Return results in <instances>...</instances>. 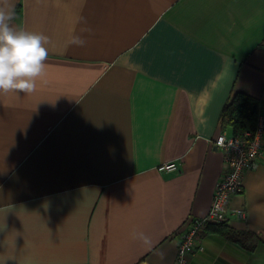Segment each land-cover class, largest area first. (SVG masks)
Returning <instances> with one entry per match:
<instances>
[{
    "label": "crops",
    "instance_id": "0c3cea01",
    "mask_svg": "<svg viewBox=\"0 0 264 264\" xmlns=\"http://www.w3.org/2000/svg\"><path fill=\"white\" fill-rule=\"evenodd\" d=\"M10 2L49 43L34 91L0 92V264H177L221 177L224 104L264 103V0ZM242 183L229 236L207 224L186 264H264V148Z\"/></svg>",
    "mask_w": 264,
    "mask_h": 264
},
{
    "label": "built area",
    "instance_id": "2783aa9c",
    "mask_svg": "<svg viewBox=\"0 0 264 264\" xmlns=\"http://www.w3.org/2000/svg\"><path fill=\"white\" fill-rule=\"evenodd\" d=\"M214 144L223 155L221 177L216 182L208 213L190 221L186 231L182 233L177 245V264H186L189 255L203 249L198 241V233L202 228L210 223L221 224L226 221L230 197L242 191L244 172L254 168L263 154L264 118L258 115L253 130L231 134L220 132L216 135ZM158 169L173 171L177 166L173 162L164 163ZM234 212L243 216V209H236Z\"/></svg>",
    "mask_w": 264,
    "mask_h": 264
},
{
    "label": "clouds",
    "instance_id": "9594fccd",
    "mask_svg": "<svg viewBox=\"0 0 264 264\" xmlns=\"http://www.w3.org/2000/svg\"><path fill=\"white\" fill-rule=\"evenodd\" d=\"M15 6L10 0H0V92L32 93L36 80L45 71L49 38L42 33L17 29ZM71 44L83 46L85 41L73 36Z\"/></svg>",
    "mask_w": 264,
    "mask_h": 264
},
{
    "label": "trees",
    "instance_id": "16d2710c",
    "mask_svg": "<svg viewBox=\"0 0 264 264\" xmlns=\"http://www.w3.org/2000/svg\"><path fill=\"white\" fill-rule=\"evenodd\" d=\"M262 104L264 105V103H261L245 92H231L219 116L221 130L227 127L231 128L232 133H243L248 130H253L259 114V108ZM213 230L222 232L228 236L230 232L226 228L225 223H221L220 226L216 225ZM259 235L258 237H260Z\"/></svg>",
    "mask_w": 264,
    "mask_h": 264
}]
</instances>
